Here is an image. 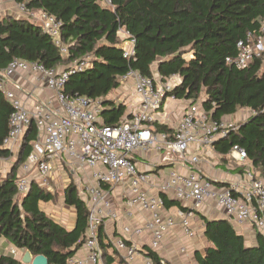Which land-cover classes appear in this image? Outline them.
I'll use <instances>...</instances> for the list:
<instances>
[{
  "label": "trees",
  "instance_id": "trees-1",
  "mask_svg": "<svg viewBox=\"0 0 264 264\" xmlns=\"http://www.w3.org/2000/svg\"><path fill=\"white\" fill-rule=\"evenodd\" d=\"M17 1L58 22L67 54L59 53L37 22L0 16V71L13 59L58 69L87 58V67L69 75L63 92L101 100L102 124L110 126L127 116L125 105L107 96L121 86L120 79L129 70L149 78L156 73L161 81L177 75L180 82L166 96L195 103L201 101L203 93L201 105L215 120L231 116L238 109L251 112L234 132L212 146L223 156L233 146L243 149L251 167L264 178V56L242 70L225 63L226 58L236 56L237 43L248 33L258 35L264 20V0H110L109 5L103 0ZM119 31L134 40V55L129 59L123 56ZM11 112V104L0 91V160L14 156L2 146ZM154 125L157 133H172L165 125ZM35 139L32 122L12 170L0 175V239L33 257L43 255L48 264H68L82 247L87 228L86 209L76 188L69 185L63 191L64 204L75 212L70 230L39 207L41 202H52L55 194L35 182L26 194L16 192V167L26 160ZM239 172L241 175L242 169ZM161 197L165 207L187 211L178 202ZM200 220L207 245L194 254L196 264H264L263 237L255 235V244L250 246L226 220L203 216ZM102 227L98 239L103 261L107 245ZM149 255L159 262L157 255ZM0 264L22 263L0 254Z\"/></svg>",
  "mask_w": 264,
  "mask_h": 264
},
{
  "label": "built area",
  "instance_id": "built-area-1",
  "mask_svg": "<svg viewBox=\"0 0 264 264\" xmlns=\"http://www.w3.org/2000/svg\"><path fill=\"white\" fill-rule=\"evenodd\" d=\"M103 2L110 4V0ZM2 3H12L18 14L37 22L59 53L62 56L67 54L60 39L59 24L52 16L28 10L17 0H0ZM120 33L124 36L120 44L123 56L129 59L134 55V40L126 32L119 31L118 35ZM125 41L127 46H122ZM236 49V56L226 58L225 63L238 70L264 56V20L258 35L248 33L245 40L237 43ZM86 67L87 60L58 70L13 59L0 71V91L12 106L3 148L16 154L32 122L36 129L32 150L20 165L23 174L15 180L17 194H26L32 182L48 187L65 168L78 171L74 174L73 186L86 209L87 228L82 245L86 255L83 258L73 256L68 259V264H103L98 230L106 222L118 221L125 222L120 235L107 239L105 244L120 259L126 264H132L138 257L143 264H169L158 257L169 232L178 228L186 239L194 238L196 233L191 225L192 213L179 208L174 213L167 212L161 195H170L182 206L187 203L196 207L212 204L223 212L224 219L233 228L247 226L255 235L264 238V178L251 167L245 151L238 146L231 148L230 159L244 168V174L226 186L196 169L199 153L211 148L217 140L228 137L237 129V124L213 119L211 112L197 101L184 109L170 135L157 133L154 124H163L159 118L163 104L166 100H177L166 94L180 79L172 75L158 82L129 70L120 80L122 83L132 82L137 108L117 125H103L101 100L69 96L63 92L69 75ZM18 73L31 75L52 94V98L37 99L31 108H27L16 94L23 93L22 86L12 80ZM162 151L176 156L191 169L186 173L170 171L156 186L155 192H151L152 174L138 170L133 154ZM116 186L124 188L123 216L111 199ZM136 212L142 215L143 221L134 222ZM149 252L157 255L158 263ZM180 253H184L183 248Z\"/></svg>",
  "mask_w": 264,
  "mask_h": 264
},
{
  "label": "crops",
  "instance_id": "crops-1",
  "mask_svg": "<svg viewBox=\"0 0 264 264\" xmlns=\"http://www.w3.org/2000/svg\"><path fill=\"white\" fill-rule=\"evenodd\" d=\"M16 14L18 13L12 3L0 4V16H12L16 18ZM21 17L27 19L26 17ZM119 36L120 40L124 39L122 33H120ZM127 43L128 42L125 41L124 43H122V46H127ZM70 65L71 64L67 65L64 68H58V70L66 69ZM153 71H155V69ZM153 78L158 82L161 81L156 73L153 74ZM12 80L22 86L23 93L21 94L20 92H17L16 94L23 99V102L27 108H31V106H33V103L37 99L49 100L52 98V94L44 89L43 86L38 84V82L35 81V78H33L29 74L18 73L12 78ZM123 93L124 95H122ZM107 98L118 100L119 102L123 103L126 107L127 115L137 108V98L134 95L131 81L122 83L121 86L118 89L112 91L107 96ZM201 101L198 102L202 103ZM190 103L191 102L185 100H176L175 102H169L166 100L165 104H163L164 106H162L163 108H161L159 112V118L161 120V123H163L162 125L172 128L182 115L184 109ZM250 113L251 112L248 109H238L233 115L223 117L221 118V120L232 121L233 123L238 124L240 122H244L249 117ZM15 155L16 154H14L13 156L14 161L10 165L9 169H7L3 174H0L1 176L12 170V166L16 162ZM199 157L200 158L198 164L196 165V169L201 170L207 177L215 180L220 185L226 186L229 183L237 180L241 176L239 172V170L241 169L243 171L242 174H244V168L230 159V151L227 155L223 156L218 154L212 146L211 148L204 149L201 153H199ZM133 158L139 171L149 172L152 174L153 179L149 188L151 192H155L156 186L160 181L166 178L170 171L177 170L179 172L186 173L189 169H191L188 164L182 162L176 156L169 154L167 155L165 151H162L158 154L153 152H150L148 154L135 153L133 154ZM235 167H241V169L238 168L239 170L235 171ZM15 174L16 177L23 174L20 170V166L16 167ZM166 197L168 200L175 201L170 197V195H166ZM111 199L116 209L123 216L125 206L124 188L121 186L114 187L112 190ZM48 204H50V202L39 203L40 209L47 215L48 213L43 205L46 206ZM181 207L189 210L192 213L191 225L196 235L192 239H186L182 235L181 231L178 228H175L166 236L165 241L158 252V257L165 260L169 264H196L194 261V254L199 252L202 245H207L206 240L203 237L204 226L202 221L200 220V216H203L207 219H224L223 212L212 204H204L196 207L193 203H187L183 206L181 205ZM68 208L70 209V207ZM176 209H178L177 206H172L169 208L165 207V210L171 213H174ZM52 219L55 220L54 218ZM134 220V222L143 221L142 215L136 212ZM55 221L57 222V220ZM124 223L125 222L122 221L106 222L102 227V231L105 236L104 243L107 239H112L119 236L121 227ZM74 224L75 217L70 227H64L70 230L73 228ZM234 230L238 235L243 236L246 244L250 246L255 244V232L252 228L246 226V228H234ZM182 248L184 250L183 254L180 253V250ZM13 251L15 252V254L12 253ZM103 251V264H106V261L108 260L111 262L110 264H126L110 247L105 246ZM23 253L24 250H18L5 239H0V254L10 255L16 260L20 261ZM189 254H193L192 258L188 256ZM85 255L86 252L84 248L81 247L74 256L83 258ZM132 264H143V262L141 258L138 257Z\"/></svg>",
  "mask_w": 264,
  "mask_h": 264
},
{
  "label": "rangeland",
  "instance_id": "rangeland-1",
  "mask_svg": "<svg viewBox=\"0 0 264 264\" xmlns=\"http://www.w3.org/2000/svg\"><path fill=\"white\" fill-rule=\"evenodd\" d=\"M15 17L22 18L20 14H16ZM84 60H87V58H85ZM152 68L153 70L155 69V64L152 66ZM122 95H124V93ZM199 99H204L203 93H201ZM13 161L14 157L10 158L7 161L2 160L0 162V174H3L7 169H9ZM63 171L64 172L62 173H58L53 181H50L48 187H42L45 191H49L55 194V199L50 202V204L46 206L43 205V207L46 208V211L48 213V215L46 214L47 216H49L50 218H54L59 224H62L63 226L68 228L74 220L75 212L73 211V208L69 209L64 204L63 191L65 190V188H67V186L75 184L74 174H77L78 171L76 168H65ZM205 246L206 244L202 245L199 252H202ZM188 256L192 258L193 254H189Z\"/></svg>",
  "mask_w": 264,
  "mask_h": 264
},
{
  "label": "water",
  "instance_id": "water-1",
  "mask_svg": "<svg viewBox=\"0 0 264 264\" xmlns=\"http://www.w3.org/2000/svg\"><path fill=\"white\" fill-rule=\"evenodd\" d=\"M29 191V190H28ZM22 264H48V260L43 255L33 257L28 251H24L20 259Z\"/></svg>",
  "mask_w": 264,
  "mask_h": 264
}]
</instances>
